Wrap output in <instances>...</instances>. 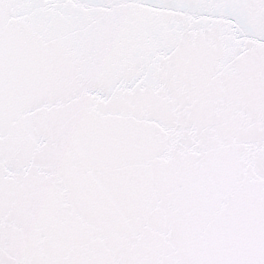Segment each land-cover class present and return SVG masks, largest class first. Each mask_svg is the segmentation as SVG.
<instances>
[{"label":"snow or ice","instance_id":"obj_1","mask_svg":"<svg viewBox=\"0 0 264 264\" xmlns=\"http://www.w3.org/2000/svg\"><path fill=\"white\" fill-rule=\"evenodd\" d=\"M0 264H264V0H0Z\"/></svg>","mask_w":264,"mask_h":264}]
</instances>
